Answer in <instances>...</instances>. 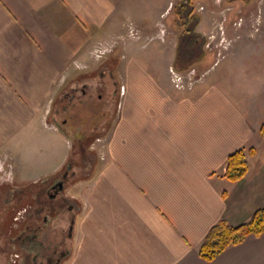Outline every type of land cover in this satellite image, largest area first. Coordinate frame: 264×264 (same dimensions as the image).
Masks as SVG:
<instances>
[{
  "label": "crops",
  "instance_id": "crops-1",
  "mask_svg": "<svg viewBox=\"0 0 264 264\" xmlns=\"http://www.w3.org/2000/svg\"><path fill=\"white\" fill-rule=\"evenodd\" d=\"M125 3L0 0V157L9 179L31 183L61 170L71 143L49 116L51 100L71 78L90 74L96 60L117 57L104 69L117 79L114 102L108 79L107 87L83 84L107 91L104 112L114 109V117L91 148L100 157L70 191L80 211L64 264H264V234L211 262L199 256L215 224L238 226L264 207V69L212 73L213 65L202 66L221 52L207 51L177 72V36L171 49L144 50L138 40L128 49ZM261 27L249 41L264 38ZM174 75L195 81L181 86ZM249 148L255 155L245 176L225 179L227 157ZM51 158L58 159L49 168Z\"/></svg>",
  "mask_w": 264,
  "mask_h": 264
},
{
  "label": "rangeland",
  "instance_id": "rangeland-1",
  "mask_svg": "<svg viewBox=\"0 0 264 264\" xmlns=\"http://www.w3.org/2000/svg\"><path fill=\"white\" fill-rule=\"evenodd\" d=\"M184 1L123 0L128 6L129 32L128 44H126L128 49L132 45H136V40L139 41L138 44H142L144 50L163 49L161 47H170L169 49H171L174 37L177 36L178 38L180 33V29L175 23L174 6ZM192 5L194 7L193 12L200 17L199 24L201 23L203 27V29L197 28L198 24L194 30L201 37V41L196 43V47H199L202 53L221 52L216 55V59L207 60L208 63L206 65L204 63L202 68L213 65L211 72L222 75L231 73L230 69L232 68H237V71L240 72L243 69L250 72V69L255 67L264 69V38L249 41L247 37L251 34L258 35L263 29L261 23H264V0H248V2L241 0H193ZM251 24L254 25L252 28ZM133 34L135 37H132ZM235 39L237 40L234 42ZM117 50L119 51L120 48ZM117 50L115 52H118ZM225 50H231L227 57ZM232 53L236 54L233 55ZM248 54L253 55L248 57ZM112 55L118 56V53H112ZM118 60L117 57L109 60H96L97 65L90 74H80L71 78L70 82L56 93L49 106V116L54 125L59 126L58 124L63 120L65 121L63 125L65 132L68 131L67 133L72 136L71 129L76 127L84 136L80 140L69 139L71 143L70 159L82 164L80 179L86 177L85 168L87 164L97 159L98 155L100 157L102 152H98L97 155L96 151L91 148L94 149V144L98 142L95 139L99 137L101 139V135L108 131L114 117V109L109 114L104 112L109 105L107 91L102 88L88 91L83 84L89 79L100 81L99 73H105L106 65L116 66ZM209 73L210 71L207 74ZM102 79L101 81H103ZM194 81L195 77L191 76L189 79L187 75H184L181 76L179 84L184 86V84H192ZM86 94L89 97L82 99ZM69 102L71 105L63 108ZM89 134L92 137L88 141L86 136ZM57 159H47L46 165L50 166L49 168L53 167L57 163ZM7 164L3 168L1 167L2 170L0 168V179H9L11 176L12 172ZM2 243L1 241L0 264H9L11 254L5 250V245Z\"/></svg>",
  "mask_w": 264,
  "mask_h": 264
},
{
  "label": "flooded vegetation",
  "instance_id": "flooded-vegetation-1",
  "mask_svg": "<svg viewBox=\"0 0 264 264\" xmlns=\"http://www.w3.org/2000/svg\"><path fill=\"white\" fill-rule=\"evenodd\" d=\"M99 78L108 79L113 86L114 102L118 83L113 70L107 68ZM100 81L98 86L107 87ZM68 105L71 103L63 108ZM64 124L62 120L59 128L63 129ZM71 134V140L84 137L80 130ZM91 137L86 136L88 141ZM81 166L69 157L59 172L35 182L17 184L13 179H0V243L11 254L9 264H64L80 211L70 191L81 180Z\"/></svg>",
  "mask_w": 264,
  "mask_h": 264
},
{
  "label": "trees",
  "instance_id": "trees-1",
  "mask_svg": "<svg viewBox=\"0 0 264 264\" xmlns=\"http://www.w3.org/2000/svg\"><path fill=\"white\" fill-rule=\"evenodd\" d=\"M193 0H185L174 6L175 23L180 29L177 38L173 69L177 72L188 70L194 65L202 50L196 47L201 37L194 32L200 17L193 12ZM248 2V0H241ZM197 49V50H196ZM259 135L264 140V122L259 129ZM254 148L239 149L227 157L223 177L230 182L241 180L248 170V156H254ZM264 234V207L256 210L248 221L230 226L225 221L215 224L207 233L199 249V256L211 262L227 248L242 243L248 236L259 237Z\"/></svg>",
  "mask_w": 264,
  "mask_h": 264
},
{
  "label": "built area",
  "instance_id": "built-area-1",
  "mask_svg": "<svg viewBox=\"0 0 264 264\" xmlns=\"http://www.w3.org/2000/svg\"><path fill=\"white\" fill-rule=\"evenodd\" d=\"M174 78H175V81H177V83L180 82V79H181L180 76L174 75ZM4 164H5V159L4 158H0V168L1 167L3 168L4 167ZM2 168H1V170H2Z\"/></svg>",
  "mask_w": 264,
  "mask_h": 264
}]
</instances>
